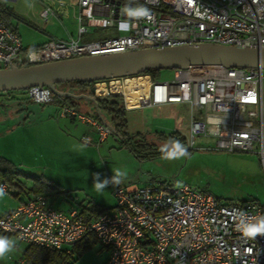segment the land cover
Returning <instances> with one entry per match:
<instances>
[{
    "label": "built area",
    "instance_id": "obj_1",
    "mask_svg": "<svg viewBox=\"0 0 264 264\" xmlns=\"http://www.w3.org/2000/svg\"><path fill=\"white\" fill-rule=\"evenodd\" d=\"M55 2L57 6L43 0L39 17L62 23L70 8L76 34L52 37L34 47L22 46L17 31L1 17L0 5V68L199 42L264 48V0ZM97 27L106 30L92 33ZM123 78L95 82V94L119 95L125 109L188 106L183 137L189 149L207 138L214 149L255 152L264 164V68L191 66L175 69L172 78L163 81L145 74L137 76L131 101L119 83ZM25 93L36 103L53 100L45 86ZM59 115L91 124L99 141L113 133L103 121L69 103L60 105ZM0 187L5 189L3 182ZM112 193L115 205L97 215L78 207L63 211L50 206L44 195L30 193L0 215V232L56 250L93 235L109 251L103 264H264V233L252 235L250 227L264 222V205L257 201L224 202L208 191L166 181L115 186Z\"/></svg>",
    "mask_w": 264,
    "mask_h": 264
},
{
    "label": "rangeland",
    "instance_id": "obj_2",
    "mask_svg": "<svg viewBox=\"0 0 264 264\" xmlns=\"http://www.w3.org/2000/svg\"><path fill=\"white\" fill-rule=\"evenodd\" d=\"M0 2L7 7L10 22L17 28L23 47L40 44L44 40L41 29L59 37L64 36L56 20L43 22L38 16L42 8L40 0ZM68 13H71L70 8ZM64 21L75 35L76 23L73 19L66 18ZM105 30L101 27L91 28L92 33H104ZM107 30L115 32V28ZM174 70H158L155 79L169 80ZM142 75L145 74L124 77L119 83L126 86L129 80ZM25 95V90L0 93V155L12 161L21 171L42 176L59 188L46 195L48 204L54 208L66 211L70 207L91 202L110 208L115 205L112 193L115 186L130 183L145 185L151 181L188 184L208 191L224 202L252 199L264 205V164L255 152L214 149L210 145L212 140L207 138H201L197 146L189 149L185 143L168 137L172 131H178L182 136L187 134L188 106L164 111L143 106L126 112L131 140L130 145H122L121 138L114 132L99 141L95 127L91 124L77 118L72 122L64 119L69 117H61L60 105L53 101L40 104L8 99H21ZM76 104L81 113L99 115L101 121L109 124L110 116L103 110L98 114L95 109L94 113L86 99L78 98ZM140 136L150 144L148 150L135 143ZM177 142L186 154L178 158H165L168 151L174 150ZM117 170L126 173L120 184L112 182ZM96 173H100L99 182L109 180L103 191L98 192L93 185ZM20 179L27 185L32 183L30 176L21 175ZM10 192L14 190L10 189ZM0 197L2 201L5 196ZM11 241L24 247L22 242L13 237ZM17 251L14 246L11 252ZM11 252L0 259V264H11L8 256ZM108 255L109 251L96 243L73 264H99Z\"/></svg>",
    "mask_w": 264,
    "mask_h": 264
},
{
    "label": "water",
    "instance_id": "obj_3",
    "mask_svg": "<svg viewBox=\"0 0 264 264\" xmlns=\"http://www.w3.org/2000/svg\"><path fill=\"white\" fill-rule=\"evenodd\" d=\"M209 65L225 68H264V48L199 42L81 55L26 66L11 65L8 68H0V91L26 90L34 86H45L58 98H84L93 102L99 114L98 95L95 94L94 85L91 86L93 95H88L60 90L56 88V84L73 80L94 82L134 76L152 69H185L191 66ZM105 124L112 129L110 124Z\"/></svg>",
    "mask_w": 264,
    "mask_h": 264
},
{
    "label": "trees",
    "instance_id": "obj_4",
    "mask_svg": "<svg viewBox=\"0 0 264 264\" xmlns=\"http://www.w3.org/2000/svg\"><path fill=\"white\" fill-rule=\"evenodd\" d=\"M0 5L3 7V12L1 17L4 21L11 26L9 19V12L7 7L0 2ZM13 28V26H11ZM14 29V28H13ZM29 65L27 63L18 64V66H26ZM158 70H146L140 74H149L151 78L155 79V75ZM139 74V75H140ZM94 82H84L79 80H73L63 83L56 84V88L60 90H66L73 93H85L88 95H93L91 92V86ZM15 91H24V90H9V91H0V93H10ZM12 101L23 100L25 102H34L28 96L23 98L9 97ZM54 103L61 105L62 103H69L75 107L76 99L70 97L58 98L53 95ZM93 105V110L95 113V106L91 101H88ZM42 104V103H41ZM97 105L100 110L105 111L110 116V125L112 126L113 132L117 134L121 138L122 145H130L131 135L127 130V118H126V110L123 105V101L121 96L119 95H109V96H98L97 97ZM96 115V114H95ZM168 137L171 140L178 141L181 143H185V139L178 131H172L169 133ZM135 143L139 146H143L144 149L148 150L150 144L145 142V138L140 136ZM31 177L32 184L27 189V193H40L44 196L48 195L53 191H57L58 189L51 183L48 179L42 176H33L32 174L25 173L18 169L15 164H13L10 160L0 155V180H3L7 186H16L20 189H24V182H21L20 177ZM63 192V191H62ZM252 200V199H251ZM249 200H242L241 202H246ZM87 210L93 212L94 214H99L106 210V207L99 205H91L86 207ZM8 234V233H7ZM97 242L95 236L87 235L83 237L73 248L70 254H62L61 250L46 248L34 244H27L23 257L26 264H65L67 261H74L79 258L87 249L90 248L91 244Z\"/></svg>",
    "mask_w": 264,
    "mask_h": 264
},
{
    "label": "crops",
    "instance_id": "obj_5",
    "mask_svg": "<svg viewBox=\"0 0 264 264\" xmlns=\"http://www.w3.org/2000/svg\"><path fill=\"white\" fill-rule=\"evenodd\" d=\"M48 1H52V2H54V5L55 6H57L56 5V0H48ZM40 2L42 3V5H43V0H40ZM40 11V10H39ZM38 16H39V12H38ZM69 19V18H71V13L69 14V13H67V16H61V19L63 20L62 21V23L57 19V18H55V17H51L50 19H53V20H56V22L61 26V31L64 33V36L63 37H59L58 35H56L55 33H52V32H49V31H46V30H43V29H41V31L43 32V36H44V40L42 41V42H44V41H46V40H48V39H50V38H52V37H59V38H65V37H67V36H69V35H74L73 34V32L65 25V19ZM49 19V20H50ZM72 19V18H71ZM48 20V21H49ZM43 22H45V21H43ZM10 24H11V22H10ZM11 26H13V28L17 31V28L14 26V25H12L11 24ZM41 42V43H42ZM40 43V44H41ZM40 44H36V45H32V46H30V47H34V46H38V45H40ZM26 96V95H25ZM27 103V102H26ZM32 103V102H31ZM89 103V102H88ZM93 103V102H92ZM90 104V103H89ZM91 105V107H92V109H93V105L92 104H90ZM154 108H158V109H160V110H162V111H164V110H169V109H171V108H174V107H176V108H179V109H181V108H183L184 107V105H180V104H174V103H171V104H165V105H161V106H153ZM77 108V107H76ZM141 107H139V108H130V109H125L126 110V112H129V111H132V110H136V109H140ZM78 109V108H77ZM96 109V108H95ZM93 116H95L96 118H98L99 119V116L98 115H93ZM26 116H24V118H25ZM27 118V117H26ZM64 118V117H63ZM64 119H68L69 121H73L75 118H72V117H69V118H64ZM100 120V119H99ZM23 122H26V121H23ZM109 124H110V122H109ZM12 162V161H11ZM21 180V179H20ZM0 182H3L4 183V185H5V189H4V195L3 196H5V197H2L3 199H2V201H0V215L1 214H3V213H5V212H7V211H11V210H13V209H15L21 202H24L26 199H27V197H28V195L30 194V193H27V189L31 186V185H27V184H25L24 183V189H20V188H18V187H16V186H7V184L3 181V180H0ZM21 182H23L22 180H21ZM32 184V183H31ZM136 184V183H135ZM10 189H12V190H14V192L13 193H11L10 192ZM46 197V196H45ZM1 198V197H0ZM9 200H11L12 202H10ZM46 201H47V203H48V199H47V197H46ZM91 205H98V204H95V203H93V202H91L90 204H88V205H83V206H80V207H78L79 209H81V211L82 212H85V213H90L91 215H97V214H94L93 212H91V209H90V211L89 210H87L86 209V207L87 206H91ZM100 206V205H99ZM102 206V205H101ZM71 208V207H70ZM111 208V207H110ZM110 208H107L106 207V210L107 209H110ZM0 237H6V238H8L9 240H11L12 239V237L13 238H15L17 241H19L15 236H13V235H11V234H7V233H3V232H0ZM19 242H21V241H19ZM23 244H24V247H22L21 248V246H17L16 245V241H14V244H15V248L17 249V250H19V251H17L16 253H12L11 252V255H8L9 256V259L12 261L11 262V264H15L16 263V261L17 260H19V259H22V260H24V257H23V253H24V250H25V248H26V246H27V244L26 243H24V242H22ZM96 243H99L98 241L97 242H95V243H93V244H91V246L90 247H92L93 245H95ZM100 244V243H99ZM76 245V244H75ZM75 245H72V246H67V247H64L63 249H61V251H60V253H64V254H70L71 252H72V250H73V248H74V246ZM102 246V245H101ZM106 249V248H105ZM88 250V249H87ZM83 256V254L79 257V258H77L76 260H74V261H71V260H69V261H67L65 264H73L75 261H78L81 257ZM108 257V256H107ZM107 259V258H106ZM106 259H104V261L106 260ZM103 261H100L99 262V264H103L102 263ZM24 264H26V262H25V260H24Z\"/></svg>",
    "mask_w": 264,
    "mask_h": 264
},
{
    "label": "clouds",
    "instance_id": "obj_6",
    "mask_svg": "<svg viewBox=\"0 0 264 264\" xmlns=\"http://www.w3.org/2000/svg\"><path fill=\"white\" fill-rule=\"evenodd\" d=\"M185 154V149L180 145V143L177 142L174 145V150L168 151L165 155V158H178L179 156H183ZM99 176L100 173H96L93 176V185L98 192L103 191V189H105L109 183L108 179H105L102 183L99 182ZM122 177L125 178L126 173L117 170L115 175L112 177V182H114L115 184H120L122 182ZM4 194L5 193L3 188L0 187V196H3ZM250 227L252 229V235H256L257 233H264V222ZM245 232L246 234H248L247 229L245 230ZM14 246L15 245L13 241L9 240L6 237H0V259H3L6 254L10 253L13 250Z\"/></svg>",
    "mask_w": 264,
    "mask_h": 264
},
{
    "label": "bare ground",
    "instance_id": "obj_7",
    "mask_svg": "<svg viewBox=\"0 0 264 264\" xmlns=\"http://www.w3.org/2000/svg\"><path fill=\"white\" fill-rule=\"evenodd\" d=\"M139 82L136 80V79H131L129 80V82L127 83L128 85L124 86L126 87V89L124 88V93L127 97V100H130L131 101V98H132V95H130L132 92H133V89L136 87L134 85L138 84ZM102 90H100L99 92H101ZM129 101V102H130ZM133 103V102H130V104Z\"/></svg>",
    "mask_w": 264,
    "mask_h": 264
},
{
    "label": "flooded vegetation",
    "instance_id": "obj_8",
    "mask_svg": "<svg viewBox=\"0 0 264 264\" xmlns=\"http://www.w3.org/2000/svg\"><path fill=\"white\" fill-rule=\"evenodd\" d=\"M98 81H99V80H98ZM95 82H97V81H94V83H95ZM94 83H93V85H94Z\"/></svg>",
    "mask_w": 264,
    "mask_h": 264
}]
</instances>
